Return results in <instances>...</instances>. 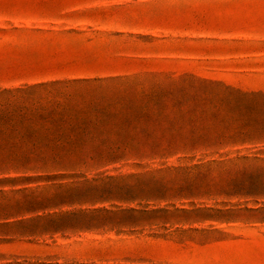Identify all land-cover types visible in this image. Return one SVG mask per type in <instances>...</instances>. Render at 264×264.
I'll use <instances>...</instances> for the list:
<instances>
[{
	"label": "rangeland",
	"instance_id": "1",
	"mask_svg": "<svg viewBox=\"0 0 264 264\" xmlns=\"http://www.w3.org/2000/svg\"><path fill=\"white\" fill-rule=\"evenodd\" d=\"M0 264H264V0H0Z\"/></svg>",
	"mask_w": 264,
	"mask_h": 264
}]
</instances>
